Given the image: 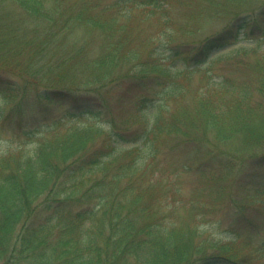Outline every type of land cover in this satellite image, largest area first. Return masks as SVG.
<instances>
[{
  "label": "trees",
  "instance_id": "obj_1",
  "mask_svg": "<svg viewBox=\"0 0 264 264\" xmlns=\"http://www.w3.org/2000/svg\"><path fill=\"white\" fill-rule=\"evenodd\" d=\"M222 16L257 38L227 48ZM171 21L200 46L157 44ZM258 45L264 0H0V264H264V181L226 195L264 146Z\"/></svg>",
  "mask_w": 264,
  "mask_h": 264
},
{
  "label": "rangeland",
  "instance_id": "obj_2",
  "mask_svg": "<svg viewBox=\"0 0 264 264\" xmlns=\"http://www.w3.org/2000/svg\"><path fill=\"white\" fill-rule=\"evenodd\" d=\"M170 15H175V13L173 11H171ZM229 20H230V18L228 16L227 17L222 16L218 20L214 21L216 33L211 32V30L209 29V32H211L212 36H214L215 34L217 36L218 35L222 36L229 27H232L231 25L234 21L229 22ZM169 24H170L169 29L178 27V24L175 21H171ZM155 29H157V27ZM169 29H167V30H169ZM171 31L173 32L172 39H170V34H168L165 37L166 40H169L168 42L164 43L163 40H159L157 42V44H159V45L161 44L168 49L172 48L175 51H181L180 49L183 50L189 46L199 47L200 42L203 40L202 36L197 37L198 40H195L194 39L195 36H191L190 34L181 35L180 33L176 34V32L173 31L172 29H171ZM243 31L246 32L247 34H249L247 36L246 40L247 39L254 40L257 38V35L255 34V32L250 33L248 28L243 29ZM157 34H159V33H157ZM153 36H155V34ZM205 36H207V35H205ZM212 36H210V37H212ZM160 37L161 36H159L158 38H160ZM240 37H242V34L238 35V38H240ZM229 38H230L229 40L224 39L222 44L229 46L233 42V40H235V36H231ZM207 39H209V37H207ZM246 40H244V41H246ZM232 47H233V45L230 48H232ZM262 47H264V46H262ZM261 54L264 55V50L251 54L249 56V58L246 57L245 55H243L242 53L238 54L236 57L238 59H243L244 61L252 63L251 64V66H252L255 63L260 64V62H261L260 58L262 57ZM230 56H234V53H231ZM232 61H233V59H232ZM224 66H225L224 71H228L227 67L230 65L228 63H225ZM248 71H249V73L247 74V71L244 69V72L249 77L255 76V75H257L256 73H258V71L255 72L254 70H248ZM226 73L229 75H233L232 73H229V72H226ZM252 78H254V77H252ZM258 82H259V80H256L255 84L256 85L259 84ZM31 107H32V103L26 109H30ZM50 107H52L53 109L52 108L51 109L55 110V112L57 111L58 115L68 111L67 103H64V104L58 105V106L51 105ZM0 137H3L5 139H9V140L11 139V136H9L8 131H6V130L3 132H0ZM207 138L209 140H215V138L213 136H210V135ZM2 141H4V140H2ZM2 141H0V153H5V152H7V150H9V147L7 145H5L4 142H2ZM215 142H216V140H215ZM169 147H172V149L174 151L173 159L175 162H179V163L185 162L186 160L183 161L184 157L187 156V154L191 155L190 154V148L184 146V141H180V139L175 140L174 142H171L168 147H165L164 145H162V149L165 148L164 149L165 153L169 151ZM183 151H184L185 156H183ZM46 152L48 153V151H46ZM240 153H242L241 150H240ZM262 157H264V146L259 151L258 158H256V159L247 158L244 162H242L243 164H241V162H239V161H236V163H240L241 165H240V167L234 168L229 174L227 185L230 184V186H229L228 192L226 191L227 196H230L231 198H234L237 196H247L248 199H246V200L251 199L252 201L254 199L260 197L258 195H255L254 191L256 190V188L258 186L261 185L262 181H264L263 180L264 167H261V166H264ZM238 158H240V161L244 160L243 154L240 155V157H238ZM259 163H262V165ZM237 165H239V164H237ZM66 166L64 168H61V171H59L60 174H62L63 176H65V173L68 172L66 169ZM57 176H58V179H60V180L63 179L61 175L58 174ZM191 178H194V175ZM260 179H262V180H260ZM63 183H65L67 185L65 187L62 186L60 188V192H61L62 196H60V198H58V199L57 198L51 199L50 201H52L53 204L57 203V200L63 198V195L67 194L69 191L68 183H66V181H64ZM37 202H40V201H37ZM239 212H240L239 208H232L230 210V212L227 213V220H229L231 222L236 218V221H238L239 224L241 225L242 223L238 219ZM211 218L215 219L213 216ZM226 222L227 221L223 222V224L217 228H212V226H210L208 224V226H210L209 230H210L211 234L216 238H223L226 240L231 239L232 235L234 233V230H235V226L230 227V226L225 224ZM195 242H197L196 239H195Z\"/></svg>",
  "mask_w": 264,
  "mask_h": 264
}]
</instances>
